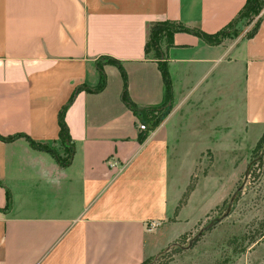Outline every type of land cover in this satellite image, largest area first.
<instances>
[{"label": "crops", "instance_id": "crops-1", "mask_svg": "<svg viewBox=\"0 0 264 264\" xmlns=\"http://www.w3.org/2000/svg\"><path fill=\"white\" fill-rule=\"evenodd\" d=\"M246 3L0 0V135L25 134L56 152L0 139V264H142L186 232L170 221L174 151L181 134L223 126L225 88L240 66L243 122L264 126V10L252 38L213 45L177 32L163 46L173 108L144 142L122 94L127 82L141 108L167 101L159 61L145 50L153 23L216 33Z\"/></svg>", "mask_w": 264, "mask_h": 264}, {"label": "rangeland", "instance_id": "rangeland-1", "mask_svg": "<svg viewBox=\"0 0 264 264\" xmlns=\"http://www.w3.org/2000/svg\"><path fill=\"white\" fill-rule=\"evenodd\" d=\"M261 3L260 13L241 16L226 39L248 38L264 10ZM243 76L240 66L238 79L225 88L222 127L206 137L180 135L170 221L183 222L179 228L186 232L148 264H264V126L243 122Z\"/></svg>", "mask_w": 264, "mask_h": 264}, {"label": "trees", "instance_id": "trees-1", "mask_svg": "<svg viewBox=\"0 0 264 264\" xmlns=\"http://www.w3.org/2000/svg\"><path fill=\"white\" fill-rule=\"evenodd\" d=\"M260 2H262L261 5L262 4L264 5V0H247V3L245 4V7L243 8V10L240 12L239 16L234 21H232L227 27L221 29L220 31H217L216 33H207L201 29L189 28L183 25L182 23H179L176 21H170V20L155 22L151 25L150 30H149V39L147 41L145 50L147 54H150V53L154 54V57L157 58L159 61V67L163 75V79H164V83L166 87L167 101L159 106L141 108L136 104V102H134L130 98L128 94L126 81H125L126 85H125V88L122 94L123 101L134 111V113L139 117V119L143 123H147V120L152 121V125L150 127L147 126V129L145 131H142L143 134L140 136L141 142H144V140L147 138L150 131L155 130L163 122V120L167 117L169 111L171 110L170 109L171 105L168 106L167 103L172 99V86H171V79H170V74L168 71L167 63L162 60V58L164 57L163 46L165 44L167 46L173 45V42H174L173 37H174V34L177 32H189V33L195 34L209 44H213V45L221 44L224 41V39L229 37V35L231 34V29H232L231 27L233 26V24L236 23V21L241 16L245 15V13H247L249 10H252V9H254V11L257 14L260 13V11L262 10V8L259 7ZM261 19H262V15L259 17L258 22L255 25L254 31L248 36V38H252L256 34L260 26ZM106 62L109 64H114L118 68H120L126 80V72L121 62H119L116 59H112V58H108ZM98 67L101 72V82L97 90H101V88L105 86L106 78H105L103 65H98ZM67 107L68 105L64 106L59 114L60 137L62 141L64 142V144L66 145L71 140L69 129L65 121V112H66ZM20 136L25 137L34 148L46 150V151L52 152L53 154H56V152L50 147H48L47 145H44L42 143H39L31 139L28 135H25V134H16V135L9 136V137H3L0 135V139L5 140V141H12L15 138L20 137ZM59 159L62 164L67 165L69 163L70 156L68 155V157H59ZM248 174H249V171H248ZM9 200H10V197H9ZM261 235H264V233H262ZM176 244L177 243L170 244L169 246L176 245ZM176 248H178L176 249L177 251L181 250V248L179 247H176ZM165 255H166V252L164 250L162 251L161 256H165ZM156 256H153L145 260L142 264L150 263L152 259Z\"/></svg>", "mask_w": 264, "mask_h": 264}, {"label": "built area", "instance_id": "built-area-1", "mask_svg": "<svg viewBox=\"0 0 264 264\" xmlns=\"http://www.w3.org/2000/svg\"><path fill=\"white\" fill-rule=\"evenodd\" d=\"M138 127L141 131H145L147 129V125L143 123L140 119H138ZM111 166H113V164H111Z\"/></svg>", "mask_w": 264, "mask_h": 264}, {"label": "water", "instance_id": "water-1", "mask_svg": "<svg viewBox=\"0 0 264 264\" xmlns=\"http://www.w3.org/2000/svg\"><path fill=\"white\" fill-rule=\"evenodd\" d=\"M246 175H248V172L246 173ZM198 237H196L194 240H196Z\"/></svg>", "mask_w": 264, "mask_h": 264}]
</instances>
